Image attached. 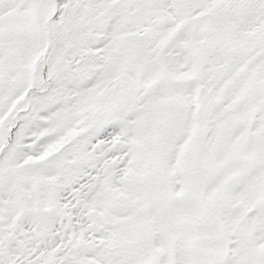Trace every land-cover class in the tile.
<instances>
[{
	"label": "snow or ice",
	"instance_id": "6c2138e0",
	"mask_svg": "<svg viewBox=\"0 0 264 264\" xmlns=\"http://www.w3.org/2000/svg\"><path fill=\"white\" fill-rule=\"evenodd\" d=\"M0 264H264V0H0Z\"/></svg>",
	"mask_w": 264,
	"mask_h": 264
}]
</instances>
